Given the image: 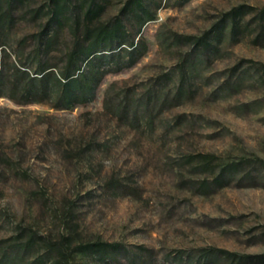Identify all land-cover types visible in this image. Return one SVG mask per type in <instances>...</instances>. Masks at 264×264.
Instances as JSON below:
<instances>
[{
	"label": "rangeland",
	"instance_id": "obj_1",
	"mask_svg": "<svg viewBox=\"0 0 264 264\" xmlns=\"http://www.w3.org/2000/svg\"><path fill=\"white\" fill-rule=\"evenodd\" d=\"M100 3L105 10L79 24L120 15L136 36L151 13L136 37L147 51L70 110L0 96V240L16 246L25 230L62 243L65 254L43 264H200L218 249L264 264V0ZM241 5L256 10L237 17L232 35L226 14ZM53 14L51 0L3 3L5 94L18 69L35 72L46 24H75L68 11L60 22ZM71 42L66 27L50 63L62 66ZM125 95L147 109L119 114ZM96 241L127 252L104 260L78 251Z\"/></svg>",
	"mask_w": 264,
	"mask_h": 264
},
{
	"label": "trees",
	"instance_id": "obj_2",
	"mask_svg": "<svg viewBox=\"0 0 264 264\" xmlns=\"http://www.w3.org/2000/svg\"><path fill=\"white\" fill-rule=\"evenodd\" d=\"M14 2L15 0H0V8L6 3L11 10ZM51 2L55 7V14L51 19L53 22H60L62 15L68 11L75 24H46L37 38V51L33 57V62L37 65L35 72L18 69L11 82L10 94L0 90V96L6 95L20 104L48 103L55 109L70 110L94 101L97 90L107 74L129 68L141 59L147 51V46L141 36L137 40L136 37L140 34L141 26L152 20L153 15L148 13L141 21L136 36H132L120 15L102 24H79L83 18L89 22L94 21L105 10L106 3L102 4L100 0H51ZM138 5L147 12L140 2ZM247 9L256 10L253 6L241 5L226 14L232 21V35L237 30L235 24L237 17L247 15L249 13ZM260 15L264 16V9L260 11ZM4 20L5 16L2 15L0 30L5 25L1 24ZM66 27H70L72 42L63 53L62 66L57 67V64L50 63L47 56L58 43ZM3 74L0 68V89L4 88ZM140 107L147 109L148 103L143 104L125 95L117 106V112L122 115L133 111L136 115ZM15 238L21 240L16 246H7L8 239L0 240V264H43L52 261L55 254L60 256L65 254L62 243L51 242L35 231L21 230ZM39 241L45 243V252L35 250ZM78 251L104 260L117 258L123 255V252H127L119 243L103 241L82 244L78 246ZM221 254L227 255L233 261L247 260V264L256 263L253 262L254 259L262 258L258 255L239 256L235 252L218 249L204 253L199 258V263L208 264L212 259L210 255L220 257Z\"/></svg>",
	"mask_w": 264,
	"mask_h": 264
}]
</instances>
